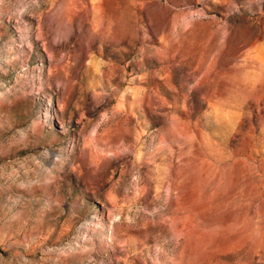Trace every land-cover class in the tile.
Instances as JSON below:
<instances>
[{
    "label": "rangeland",
    "instance_id": "374dc122",
    "mask_svg": "<svg viewBox=\"0 0 264 264\" xmlns=\"http://www.w3.org/2000/svg\"><path fill=\"white\" fill-rule=\"evenodd\" d=\"M0 264H264V0H0Z\"/></svg>",
    "mask_w": 264,
    "mask_h": 264
},
{
    "label": "bare ground",
    "instance_id": "6f19581e",
    "mask_svg": "<svg viewBox=\"0 0 264 264\" xmlns=\"http://www.w3.org/2000/svg\"><path fill=\"white\" fill-rule=\"evenodd\" d=\"M107 162L110 163V160H108Z\"/></svg>",
    "mask_w": 264,
    "mask_h": 264
}]
</instances>
